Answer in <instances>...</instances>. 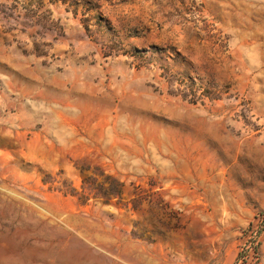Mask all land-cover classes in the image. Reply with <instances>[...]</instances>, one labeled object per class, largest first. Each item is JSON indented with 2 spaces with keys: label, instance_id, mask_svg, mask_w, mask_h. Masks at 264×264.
I'll return each mask as SVG.
<instances>
[{
  "label": "rangeland",
  "instance_id": "rangeland-1",
  "mask_svg": "<svg viewBox=\"0 0 264 264\" xmlns=\"http://www.w3.org/2000/svg\"><path fill=\"white\" fill-rule=\"evenodd\" d=\"M0 264H264V0H0Z\"/></svg>",
  "mask_w": 264,
  "mask_h": 264
},
{
  "label": "trees",
  "instance_id": "trees-1",
  "mask_svg": "<svg viewBox=\"0 0 264 264\" xmlns=\"http://www.w3.org/2000/svg\"><path fill=\"white\" fill-rule=\"evenodd\" d=\"M261 234V230H259L257 233H256V238L259 237V235ZM256 250V248H255Z\"/></svg>",
  "mask_w": 264,
  "mask_h": 264
}]
</instances>
